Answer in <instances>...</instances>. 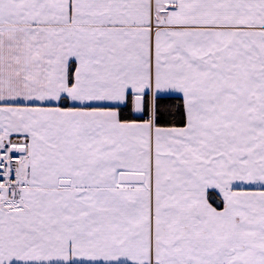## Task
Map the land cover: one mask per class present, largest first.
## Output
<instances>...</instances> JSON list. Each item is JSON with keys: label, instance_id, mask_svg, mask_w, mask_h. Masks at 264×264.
<instances>
[{"label": "snow or ice", "instance_id": "6c2138e0", "mask_svg": "<svg viewBox=\"0 0 264 264\" xmlns=\"http://www.w3.org/2000/svg\"><path fill=\"white\" fill-rule=\"evenodd\" d=\"M0 264H264V0H0Z\"/></svg>", "mask_w": 264, "mask_h": 264}]
</instances>
